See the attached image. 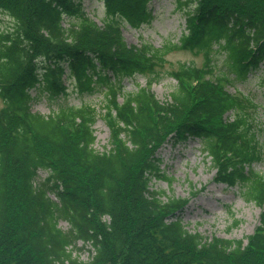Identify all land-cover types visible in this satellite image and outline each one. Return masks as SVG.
Here are the masks:
<instances>
[{"label": "trees", "instance_id": "1", "mask_svg": "<svg viewBox=\"0 0 264 264\" xmlns=\"http://www.w3.org/2000/svg\"><path fill=\"white\" fill-rule=\"evenodd\" d=\"M102 1L99 25L78 0H0L14 21L0 32V264H264V174L254 168L264 128L255 100L228 90L264 63V0H178L186 33L160 47L121 35L120 20H151L150 0ZM197 46L222 50L223 66L181 62L169 100H158L155 66L171 49ZM137 73L146 85L124 92L122 78ZM65 75L81 93L99 84L103 112L66 101L32 111L31 90L59 93ZM98 115L110 135L102 151L93 147ZM169 137L199 139L215 181L261 207L251 234L207 238L182 221L188 197L161 199L152 179H170L156 155Z\"/></svg>", "mask_w": 264, "mask_h": 264}, {"label": "rangeland", "instance_id": "2", "mask_svg": "<svg viewBox=\"0 0 264 264\" xmlns=\"http://www.w3.org/2000/svg\"><path fill=\"white\" fill-rule=\"evenodd\" d=\"M83 9L90 17L101 23L105 18L104 4L100 0H80ZM150 7L153 11L151 21L133 27L125 20L121 22V32L124 40L129 45H139L148 42L154 47L163 44L178 43L185 31V10L178 0H152ZM69 19H64V24ZM67 25V24H66ZM13 26V21L6 14L0 13V32ZM203 47L192 49H171L165 56L164 62L155 66L154 82L151 85L155 96L159 100H168V95L175 85V79L170 76L171 71L177 69L181 62L193 63L203 67L204 62L210 61L216 65V69L223 66L224 52L214 46L207 50ZM210 64V62H209ZM149 75L137 73L134 76L123 78L124 92L134 91L138 86H145ZM66 88L60 93L54 94L41 85L38 89H32L34 98L32 110L42 114H50L56 110L58 104L66 101L68 104L77 106L87 103L102 111L105 104L104 93L100 86L99 91L94 93H81L76 88L72 78L65 77ZM232 92L240 91L244 96L251 97L258 104L259 122L264 128V63L256 75L247 81L235 80L231 85ZM120 100V98H119ZM2 101L0 99V107ZM228 114V113H227ZM95 141L93 147L102 151L109 147V127L105 124L102 116L98 115L93 124ZM261 160L255 164V169L264 174V129L258 133ZM160 169L163 175L152 179V187L162 191L161 199L166 196L188 197V202L181 209L182 221L186 228L203 234L207 238L211 235L229 239L245 238L251 234L259 220L260 206L246 201L239 195L236 187H228L222 182L215 181V169L211 164L210 157L201 150V142L198 139L185 137V139L174 138L168 140L159 149ZM39 175L45 176L46 171H38ZM191 192H195L190 196ZM198 192V193H197ZM197 193V194H196ZM59 226L67 228L64 221ZM82 244L77 242L79 247ZM81 259H87L91 253V247L86 245L79 252H75Z\"/></svg>", "mask_w": 264, "mask_h": 264}]
</instances>
